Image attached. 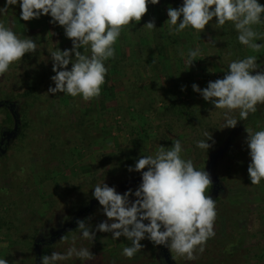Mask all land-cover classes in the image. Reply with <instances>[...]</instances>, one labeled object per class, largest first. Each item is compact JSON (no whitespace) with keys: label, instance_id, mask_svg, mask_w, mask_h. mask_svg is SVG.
Returning a JSON list of instances; mask_svg holds the SVG:
<instances>
[{"label":"rangeland","instance_id":"1","mask_svg":"<svg viewBox=\"0 0 264 264\" xmlns=\"http://www.w3.org/2000/svg\"><path fill=\"white\" fill-rule=\"evenodd\" d=\"M5 3L6 0H0V8L4 7ZM258 3L264 5V0H258ZM182 4L183 0H159L156 5L149 3L148 12L137 26L139 31L130 28L131 24L136 23L132 22L122 30L121 36L118 38L121 40L130 37L133 40H139L140 44L145 46V49H139L136 46V49H132L131 52L124 41H120L128 59H131L130 56L134 58L137 56L142 60L147 59L151 52V55L155 57L154 44L160 42L159 44L163 45L162 54L164 57L173 60V62L167 61L163 70H160L161 66L156 62L143 64L142 71L146 74L143 75L145 79L141 80L139 86L146 91L149 100L137 99V103H142L145 106L139 112L140 115L137 114L139 121H136V130L139 131V135L133 133L136 131L129 122V114L121 118L120 115H115L113 109L118 105L127 104L125 90L126 86L130 85L127 82L135 80L133 68L111 70V67L117 64L120 59L121 49L118 47V40L114 45L115 57L105 62L109 71L107 75L111 76L114 84L111 100L105 103L107 111L98 112L105 99L104 84L101 86L99 98L87 102L81 96L73 98L64 93L48 94L47 90L50 86L47 85L39 91L42 94V99L35 100L33 105H31V101L24 102L21 99L9 102L12 104L11 106L16 105L14 111L18 117L21 116L22 111H25L24 116L29 126L22 130V138L19 137L21 129L18 130L21 122L17 124L16 128V119L12 110L3 108L0 111V141L2 144L8 142L7 148L0 156V258L7 259L9 264H34L32 248L26 243L30 240L31 235L40 236L37 239L40 240L46 229L51 232V236H54L58 230L70 228L73 218L95 199L92 196L96 184L104 182L110 187H115L117 191L126 181L136 177L137 172H129L128 168L134 169L135 163L142 155H155L160 145L171 148L165 142L172 144L173 139H179L183 148L182 158L190 159L194 164L196 153L193 151V147L195 146L199 152L203 150L197 147V142L207 139L204 135L206 132L211 136L219 133L224 138L228 135L229 141L232 135L234 137L236 131L229 135L223 128L226 110L215 109L213 104L205 101L199 93L193 90L192 85L197 84L201 89H204L209 81L222 79L228 70L229 63L236 60L235 56L229 57L228 53L222 52L219 44L216 46L212 44V33L206 28L201 33L189 27L178 34H169V26L165 24L168 19L167 9L169 7L179 8ZM18 9H20L19 3L9 6L6 14H0V22L11 27L21 38L31 37L37 44V50L35 53H26L20 61L10 65L8 72L0 76V103L8 102V96H17L26 90L32 78L29 74L37 72L38 75L43 69L52 67L51 50L58 48L63 51L72 47V41L66 37L64 28L58 23H51L50 15H42L39 19H33L28 23L16 15ZM153 19L157 26V31H154L157 38L154 42L152 40L153 30L143 27L145 23ZM253 27L261 37H264V26ZM235 33L238 36L236 30ZM256 42L264 43V38L258 39ZM197 48L201 55L189 67L186 63L187 53L190 49ZM243 50L245 57L257 56V63L264 67V48L260 52H254L243 45ZM80 51L83 52V49L81 48ZM181 52L184 53L183 56ZM68 68L70 70L71 64ZM180 70L186 72V87L188 89L186 96L183 95L182 99L186 97L191 110L200 111V116L203 118L207 116L204 124L210 126V128L205 125L199 126L198 133H196L197 138H194V141L192 135L195 134L186 128V121H178L170 114L156 115L157 112L163 114L164 101L169 102V99L164 96L163 91H156L155 85L150 87L147 80L148 75H156L159 78L160 87L163 88L168 80ZM125 83L127 84L125 85ZM51 87H55L54 82ZM156 98L164 99V101ZM149 106L152 107L149 108ZM234 112L235 117H239V110ZM52 115L63 123L59 132L56 131V127L51 125V120L54 119ZM141 117H144L145 121ZM147 117L150 119L146 121ZM71 121H76L78 124L71 126ZM140 125L146 130L145 133L141 132ZM240 126H243L245 137L236 140L235 152L231 155L232 159L230 155L227 156L228 160L223 165L224 172L230 170L234 179L230 184L221 185V193L217 194L214 200L220 199L216 203V219L223 208H231L234 214L231 217L230 225L237 222L242 226L240 234H235L237 236V239L234 240L235 244L227 247L228 252L222 253L220 257L231 255L229 257L232 260L231 264H264V179L259 185L251 184L247 171L251 162L250 150L248 146L243 147V142L247 141L248 135L246 128H251L253 131L264 130V114L262 117L259 113L251 114L245 124ZM15 131L16 136L12 137L11 134ZM57 134L58 136L55 138L54 136ZM237 135H239L238 132ZM133 139L139 140L137 145L132 144ZM55 143H58V155L55 158L44 159L45 154L52 150ZM237 148L240 149L237 150ZM240 150H243L242 154L244 155H241ZM239 159V162H235ZM237 171L238 174H236ZM224 172L222 171V173ZM120 181L122 183L116 184ZM212 190L213 185L211 184L207 189L208 194L207 192L205 194L211 195ZM130 200L134 201L135 196H131ZM103 219L97 215L85 222L90 224L92 230L95 231L96 226L101 221L103 222ZM72 229L70 237L59 243L57 248L59 250L66 246L68 249L70 247L88 248L93 251L95 259L86 261V263L158 264V262H162L160 261L161 245H154L147 238L141 241V244L144 245L141 251L129 259L121 254L123 248L131 244L126 237L121 236L114 240L111 233L97 232L94 241H91L82 238L77 229V223L73 225ZM223 234V231L217 230L215 236L207 240L205 248H212L211 245L215 243L218 245L215 247V251L223 249L220 246L224 245L221 240ZM74 238L75 242L73 243ZM59 250L57 251L59 252ZM168 251L170 250L167 248ZM170 252L175 256L173 259L177 260L174 261L176 264H187L186 261L189 263L186 257ZM212 255L216 256L215 253ZM74 258L76 257L73 256L72 259ZM220 260L222 261L223 258ZM163 264H165L164 261Z\"/></svg>","mask_w":264,"mask_h":264},{"label":"clouds","instance_id":"2","mask_svg":"<svg viewBox=\"0 0 264 264\" xmlns=\"http://www.w3.org/2000/svg\"><path fill=\"white\" fill-rule=\"evenodd\" d=\"M18 3L20 19L27 22L50 15V22L62 26L72 41L71 49L50 51L55 73L51 80L55 87L50 86L47 93L81 96L87 102L101 95L108 72L105 62L115 57L114 45L122 30L132 22L139 23L148 12L149 3L156 5L159 0H6L0 14H6L9 6ZM167 16L169 34H178L189 27L201 33L215 18L213 27L217 29L232 22L240 44L254 52L264 48V43L256 42L264 37L253 27L264 24V5L258 0H183L179 8L169 7ZM143 27L155 29L154 19ZM36 50L37 44L31 37L21 38L0 22V76L26 53ZM200 55L198 48L188 51L189 67ZM257 60L255 55L233 60L222 79L209 81L204 89L192 85L215 109L226 110L223 128H235L238 121L247 120L250 113L257 111V105H264V67ZM235 110H239V120L233 115ZM246 132L251 157L247 171L251 184L259 185L264 179V130L246 128ZM204 135L207 139L198 141L197 147L208 150L211 145L207 141L212 136L207 132ZM182 151L181 141L173 139L171 148L160 145L155 155H142L134 169L128 168L129 172L142 174V182L134 192L129 189L120 194L104 182L96 184L93 196L107 220L99 223L95 231L85 220H77L82 238L94 241L97 232L111 233L114 240L126 237L131 244L121 254L129 259L141 251L145 238L189 261L197 259L195 253L202 254L207 240L215 236L216 203L205 194L212 184L210 174L197 170L192 160L183 159ZM133 195L134 201L130 200ZM60 239L65 241L67 237ZM73 256L81 261L95 259L88 248L70 247L66 253L53 251L51 255H43L41 261L58 264ZM0 264L9 261L0 258Z\"/></svg>","mask_w":264,"mask_h":264},{"label":"trees","instance_id":"3","mask_svg":"<svg viewBox=\"0 0 264 264\" xmlns=\"http://www.w3.org/2000/svg\"><path fill=\"white\" fill-rule=\"evenodd\" d=\"M20 13H21V9L16 10V15L20 16ZM28 23H29V21H28ZM139 24L140 23H137V22L133 23L130 25V28L132 27L134 30H138L137 26ZM214 24H215V18H213V21H211L208 25H206V29L212 33V38H213L212 44H214L215 46L219 44V48L222 50V52L228 53L229 57L235 56L234 59H236V60L245 58L243 45L240 44L238 39H237V34L235 33V28H233L232 22H226V24L222 28H218V29L213 27ZM256 26L261 27V26H264V24L256 25ZM156 28H157V26H156ZM156 28L152 29L153 30L152 31L153 36H154V37L152 36L153 42L156 41V38H157L155 35L156 32H154V31H157ZM120 41H124V43L126 44L128 49H130L129 51H131V52H132V49H136L135 48L136 46H138L139 49H141V48L145 49V46H142V44H140L141 42H139V40H133L130 37H128V38L126 37V38H123L121 40L118 39V47L121 49V53L119 52L120 59H118L117 64H115L111 67L112 71L120 70L121 68L125 69L128 67L134 69L133 71L135 74V80L133 82L132 81L127 82L130 85H127L126 90H125L126 96H127L126 97L127 98L126 99L127 104L118 105L116 108H113V109L115 110V115H120L121 118H123L124 116L126 117V115L129 114V117H130L129 122H131L133 128H135L134 131H136L133 133L139 135V131L136 130V127H137L136 121H139V119H137L139 117L138 115H140L139 112L142 109H144L145 106L142 105V103H137V99L141 98V99L146 100V101L149 100V97H148V94L146 93V91L144 89L140 88V86H139V85H141V80L145 79L143 75L146 74V73H144V71H142L143 70V64L144 63L145 64L150 63V62H156L157 65L161 66L160 70H163V66L166 67L167 61L173 62V60H172V58H165L164 57V55L162 54L163 53L162 52L163 45L159 44L160 42L154 44V51H155V55H156L155 57L151 55V53H152L151 52L148 54L147 59L142 60V58H140V57L137 58V56H136V58H134L133 56H130L131 59H128L127 56L125 55L124 50L122 49ZM123 58H125V61H123ZM169 67H171L170 64H169ZM167 69H168V67H167ZM185 73L186 72L182 71V70L178 71L170 80H168L167 84H165V86L163 88L160 87V84L158 83L159 78L156 75H148L147 80H148L150 87H152V85H155L157 88L156 91H163L162 93L165 94L164 96L167 99H169V102H166V101H164V99L156 98V99H159L160 101H164V103H165L163 114L161 112H157L156 115L170 114L174 117V119H176L178 121H180V120L186 121V124H187L186 128H188L190 131H192L193 134H195V135H192V139L194 141V138H197L196 133H198L197 129L200 128L199 126L205 125V127H209V128H210V126L207 124H204V121H205L207 116L203 118V116H200V113H201L200 111L191 110L190 105H189L188 101L186 100V97L184 99H182V96L183 95L186 96V92L188 90L186 87L187 81H186V74ZM107 74H109V71L107 72ZM107 74H106V79H105V83H104L105 89H103L105 99L101 103L100 109H98L99 113L100 112L103 113V112L107 111V106H105V103L110 102L111 95L113 94L112 90H113L114 84H113L111 76H109ZM29 75H31L32 78L29 82L30 84H29L28 88L26 90H23L19 94H17V96H13V95L8 96V102H6V101L1 102L2 106L0 107V111L3 108H10L14 114L15 119L18 120V123L21 122L20 123L21 126H20V128H18V130L21 129V132L19 135L20 138H22V135H23L22 130L26 129L29 126V124L25 119V116H24L25 111H22L23 108L21 109V111H22L20 113L21 116L18 117L17 113L14 111L16 105L13 104V106H11L12 104L9 102H13V100H16V99H21V100H24V102L31 101V105H33V102L35 100H37V99L41 100L42 94H40L39 91L42 90L43 88L47 87V86L53 85V81L51 80V77L54 75V72L52 71V67L49 66L48 69H46V68L43 69L42 72L39 73L38 75H37V72H33L32 74H29ZM127 83H125V85ZM45 85H47V86H45ZM151 93H153V92H151ZM149 95H152V94L149 93ZM150 102H151V100H150ZM150 107H152V106H149V108ZM113 109L111 108L110 110H113ZM257 113H259L260 117L263 116L264 105H257V111L255 113H250L247 120L251 117V114L255 115ZM233 115L236 116L235 112H233ZM53 117H54V119L51 120V123H52L51 125H53V127H56L57 128L56 131L59 132L63 126V123H61L60 120L58 121L55 116H53ZM236 118L239 120V117H236ZM141 119L143 121H145L144 117H141ZM148 119H150V118L147 117L146 121ZM247 120L239 121L238 122L239 124L237 123V126L235 128H224L227 130L226 133L228 132L229 135H231L232 133H234V131H236L235 132L236 134L234 135V137L232 135L230 141L227 138V137H229L228 135L224 138L223 135L217 133V134L212 136L211 140L207 141V143H209L211 145V147L208 150L203 149V150H201V152H199L193 144V146H194L193 151H195V153H196V160H195L194 166L197 170H202V171L207 170V164L209 162L210 155L219 151L222 148V146L225 145L222 149L221 155L217 156L216 161H215V166L212 170V174L217 177L218 194L221 193L220 189L222 188V186H221L222 184H224V185H226V183L230 184V182L234 179V177L232 176V172H230V170H229V172L228 171L226 173L224 172L223 165H224V162L226 160H228L227 156H229V155L231 156L233 154V152H235L236 146H234V144L236 143V140L239 138L245 137V132H244L243 126H240V125L245 124V122ZM224 122H225V119H224ZM75 124H78V123L76 121L70 122L71 126H73ZM142 126H143V124H142ZM142 126L140 125L141 132L145 133L146 130ZM223 127H224V125H223ZM54 130H55V128H54ZM51 131H52V129L50 126V133H51ZM117 131L118 130H116V132ZM237 132L239 133V135H237ZM117 133H119V132H117ZM57 136H58V134L54 137L57 138ZM138 141L133 139L132 144L137 145ZM58 142H59V140H58ZM165 143L168 147L172 146L171 142H165ZM243 145H244L243 147H247L246 140H244ZM238 149H240V148H237V150ZM3 151L0 152V156L3 155ZM58 152H59L58 143L57 144L55 143L52 146V150L48 154H45L44 159L49 158V157L55 158L58 155ZM240 152H241V155H244V154H242L243 150H240ZM231 159H232V156H231ZM237 161L239 162L240 159L235 160V162H237ZM235 165H236V163H235ZM222 171L224 173H222ZM218 172H220L221 174L220 175L217 174ZM238 173L239 172L237 171L236 174H238ZM135 176H136L135 178H133L132 176H130V178H133V180H136V185L130 186L128 189L121 192V194L125 193L129 189H131L134 192L139 187V185L142 182V181H139V179L142 178V174H141V172H137V175H135ZM120 179L122 180V178H120ZM122 181L116 182V184L122 183ZM130 181H132V180H130ZM42 185H44V182H42ZM206 192L208 194L207 190H206ZM92 197H94V196H92ZM95 200L96 199L92 200L93 205L91 208H90V204H88L86 208H83V210L81 212H79L73 218V221H72L73 224L76 223L77 220L87 221L92 216H97V215L103 217L104 218L103 221L107 220V217L103 213L102 206L99 205V202L95 201ZM219 201H220V199H218V198L215 199V203H217ZM222 212L220 214L218 213V218L214 222V231L215 232H217V230L218 231L221 230V232L223 231L224 234H223V237H221V240L224 242V245H220V246H222L223 249H220L219 251H215V249H216L215 247H218V245H215V243H213L211 245V247L213 249L212 248H205V250L202 254L197 251L195 253V255L197 256V259L189 261V263H192V264H231L232 260L229 259V257L231 255H229V256L224 255L223 257H220V256L222 253L225 252V254H226V252H228V250H226L227 247H230L231 245L235 244L234 240L237 239V236H235V234L236 233L240 234V230H241L240 227L242 226V224L239 223V225H238L236 222L233 224L231 223V225H230L231 217L234 214L233 210L231 208L230 209L229 208L228 209L223 208ZM45 231H46V234L43 233V236L41 237L40 240H37V239H39L40 236L34 237V235H31L30 240L26 241L27 246H31V248H32L34 264H37V259L39 257L37 252L35 251L36 248H38V250L40 252V257H42L43 255H51V253L53 251L59 250L57 247L59 246V243L62 242V240L60 238L62 236H66L67 238H69L70 235L72 234L73 229H69V227H67V230L66 229H64L62 231L58 230L54 236H51V234H50L51 232L48 231L47 229L44 230V232ZM162 246L163 245H161V247ZM67 250H68V248L66 246L64 249L59 250V252L60 253H66ZM90 252L93 253V251H91V250H90ZM213 253H215L216 256L212 255ZM164 254L165 253L163 251L160 252V261H162V262L161 263L158 262V264H163V261L165 262ZM166 254L168 255V264H176L175 262L177 260L175 261V259H173L175 256L172 255V253L170 251H168ZM222 258H223V260L221 261L220 259H222ZM185 261H186V259H185ZM186 263L189 264L188 261H186ZM41 264H42V261H41ZM58 264H89V262L86 263V261H81L77 257L74 259H72V257H71L68 260L59 261ZM165 264H167V263L165 262Z\"/></svg>","mask_w":264,"mask_h":264},{"label":"water","instance_id":"4","mask_svg":"<svg viewBox=\"0 0 264 264\" xmlns=\"http://www.w3.org/2000/svg\"><path fill=\"white\" fill-rule=\"evenodd\" d=\"M1 106H2V104L0 103V107ZM17 124H18V120L16 119V128H17ZM16 128H15V130H16ZM11 135H12V137H15L16 136V131L13 132ZM221 152H222V149H220L219 151H217L214 154L210 155L209 162L207 164V170L206 171L210 174V177H211V180H212V184H213V190H212L211 195H210L213 199L216 198V196L218 194V188H217V184L218 183H217V177L212 174V170L214 168L216 158H217V156L221 155ZM139 181H142V178L139 179ZM135 185H136V180L126 181L124 184L121 185V187L117 190V192L121 194V192H123L124 190L128 189L130 186H135ZM95 201H97V200H95ZM92 205H93V202L91 201L90 208L92 207ZM74 224H72V226H70L69 229H72ZM35 251L37 252V254L39 256L38 259H37V264H41V257H40V252H39L38 248H36ZM162 251L166 254L167 253V247L163 245L162 246ZM166 259L168 260V256L167 255H166Z\"/></svg>","mask_w":264,"mask_h":264},{"label":"flooded vegetation","instance_id":"5","mask_svg":"<svg viewBox=\"0 0 264 264\" xmlns=\"http://www.w3.org/2000/svg\"><path fill=\"white\" fill-rule=\"evenodd\" d=\"M8 144V142L6 143V142H4L3 144H1V141H0V152H2L4 149H6L7 148V145ZM4 152V151H3ZM46 233V231L44 232V234ZM161 251H162V247H161ZM166 255L167 254H164V257H165V262L168 264V260L166 259ZM168 256V255H167Z\"/></svg>","mask_w":264,"mask_h":264}]
</instances>
